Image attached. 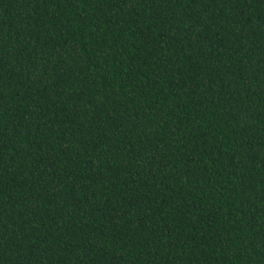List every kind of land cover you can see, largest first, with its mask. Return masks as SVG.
<instances>
[{
    "label": "trees",
    "instance_id": "trees-1",
    "mask_svg": "<svg viewBox=\"0 0 264 264\" xmlns=\"http://www.w3.org/2000/svg\"><path fill=\"white\" fill-rule=\"evenodd\" d=\"M0 264H264V0H0Z\"/></svg>",
    "mask_w": 264,
    "mask_h": 264
}]
</instances>
